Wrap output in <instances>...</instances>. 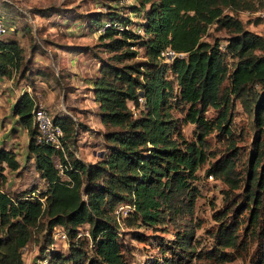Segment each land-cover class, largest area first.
<instances>
[{
	"label": "trees",
	"instance_id": "trees-1",
	"mask_svg": "<svg viewBox=\"0 0 264 264\" xmlns=\"http://www.w3.org/2000/svg\"><path fill=\"white\" fill-rule=\"evenodd\" d=\"M133 1L127 8L138 21L116 12L84 18L89 30L99 31L109 22V27L99 31L98 40L117 62H99L98 76L89 81L100 122L118 127L104 135L110 145L101 160L86 164L68 157L69 119L57 116L53 122L63 131L66 162L59 151L36 142L31 95L24 91L12 104L13 123L28 136L26 161L32 160L44 188L37 192L35 182L19 192L0 188V264H22L21 249L34 231L41 233L39 250L45 264H128L117 235L116 206L128 205L129 223L149 227L189 212L197 194L192 181L210 156L205 137L212 129L231 135V99L251 115L263 136L254 139L243 179L235 171L237 154L232 140L226 152L216 158L212 155L214 160L204 171L227 186L225 209L215 217L219 224L211 235L214 246L204 253L196 251L193 231L183 229L161 250L159 259L144 264H185L202 256L217 264L234 260L248 245V240L238 239L239 225L234 219L244 211L251 226L248 234L259 229L254 234L257 241L264 235V170L258 171L264 157V54L254 53L264 49V42L237 17L239 12L264 9V0ZM129 25L133 28H125ZM211 26L230 33L224 51L217 39L211 43L202 39ZM133 47L141 48L145 59L126 63L137 56ZM165 49L179 56L166 63L159 57ZM21 56L13 39H0V77L16 69ZM226 57L231 58L229 64ZM225 80L228 84L222 87ZM127 102L139 110L137 116ZM209 107L217 112L213 120L204 117ZM174 111L183 112L181 121L195 126L194 140H185L175 129ZM2 162L10 170L18 168L11 150L0 148ZM58 162L66 165L62 172L56 167ZM241 180L242 193L237 195L234 191ZM230 212L235 217L224 221ZM84 223L88 225L86 238L78 240V228ZM58 230L66 234L65 254L51 247ZM263 248L260 264H264ZM165 252L169 255L164 256Z\"/></svg>",
	"mask_w": 264,
	"mask_h": 264
},
{
	"label": "rangeland",
	"instance_id": "rangeland-1",
	"mask_svg": "<svg viewBox=\"0 0 264 264\" xmlns=\"http://www.w3.org/2000/svg\"><path fill=\"white\" fill-rule=\"evenodd\" d=\"M133 3V0H0V17L7 28L1 39H13L21 48L22 55L18 67L12 69L9 75L0 77V148L13 151L18 164L16 170H10L5 163H0V188L3 191H23L32 182L37 184V192L44 188L43 181L33 169L32 160L26 161L27 132L13 123L14 118L10 115L12 104L24 91L31 95L36 105L47 110L50 118L68 117L71 127L70 137L65 138L68 157L92 164L107 153L110 143L104 139V135L117 131L118 127L100 122L98 103L93 98L89 81L98 76L101 62H117L98 40L101 28L99 31L98 28L89 30L84 18L97 13L116 12L138 21L139 17L127 8ZM237 17L245 29L264 42V9L239 12ZM255 19L260 21L254 22ZM128 27L133 28L131 25ZM229 35L228 31L211 26L202 39L210 43L214 38L217 39L220 49L224 51ZM133 49L137 51V56L126 63L145 59L141 48ZM254 53L262 55L264 49L258 48ZM230 61L231 58L226 57V63L229 64ZM166 77L172 78L168 72ZM227 84L225 80L222 87ZM127 106L133 116L138 115L139 110L134 109L130 102H127ZM186 108L185 106L184 112ZM216 115L217 112L210 107L204 113L208 120H213ZM229 115L231 135L226 136L217 129H212L205 137L210 156L197 170L196 179L192 181L197 194L189 212L175 221L154 227L139 225V222L129 223L130 209L116 220L121 252L128 264H144L152 259H159L162 256L161 250L171 244L177 231L183 229L193 231L196 251L204 253L214 246L211 235L219 224L215 217L225 209L223 195L227 186L220 179L205 175L204 171L214 160L212 155L216 158L220 153L226 152L227 143L232 140L237 154L235 171L243 179L254 139H261L263 136L253 125L251 115L234 99H231ZM173 117L175 129L183 138L187 141L194 140L195 126L181 121L183 112L174 111ZM260 170H264V157L258 168L259 172ZM242 184L243 180L238 190L234 191L239 193L237 195L242 193ZM235 198L239 199L237 196ZM233 217L234 213L230 212L224 221L230 222ZM234 219H237L239 225L238 239L248 240V245L234 260L221 264H260L258 256L264 247V235L257 241L254 234L259 229L251 236L248 234L251 226L247 211ZM87 227L86 223L79 226L78 240L86 238ZM52 240L53 249L64 254L67 252V239L63 241L53 237ZM41 244V233L34 231L21 249L22 264H45L39 250ZM165 255L168 256V252ZM185 264L217 263L202 256L190 259Z\"/></svg>",
	"mask_w": 264,
	"mask_h": 264
},
{
	"label": "built area",
	"instance_id": "built-area-1",
	"mask_svg": "<svg viewBox=\"0 0 264 264\" xmlns=\"http://www.w3.org/2000/svg\"><path fill=\"white\" fill-rule=\"evenodd\" d=\"M109 26H110L109 22H105L103 23L101 30ZM112 26L119 27L115 23L112 24ZM125 28H129V27L126 26ZM6 32H7V28L0 17V39ZM175 56H179V54H176L170 49L162 50L159 53V57L162 59V61L166 63L170 62ZM139 101H141L140 98ZM32 121L36 130V136H35L36 142L47 144L51 146L53 149L59 151L61 153L62 158L67 162V156L64 151V147L62 143L63 131L61 127L58 124L54 123L53 119L49 117L47 110L35 104L32 110ZM56 167L58 168L59 172H62L63 168H65L66 165L58 162ZM128 210H129L128 205H123V204L117 205L114 210L116 220H118L120 215H125ZM53 237L55 239H60L64 241L66 239V234L63 231L58 230L54 233Z\"/></svg>",
	"mask_w": 264,
	"mask_h": 264
}]
</instances>
